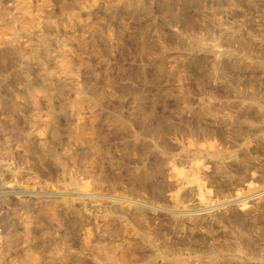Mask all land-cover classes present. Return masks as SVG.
<instances>
[{
  "label": "rangeland",
  "instance_id": "rangeland-1",
  "mask_svg": "<svg viewBox=\"0 0 264 264\" xmlns=\"http://www.w3.org/2000/svg\"><path fill=\"white\" fill-rule=\"evenodd\" d=\"M124 1L0 0V264H264V0Z\"/></svg>",
  "mask_w": 264,
  "mask_h": 264
},
{
  "label": "bare ground",
  "instance_id": "bare-ground-1",
  "mask_svg": "<svg viewBox=\"0 0 264 264\" xmlns=\"http://www.w3.org/2000/svg\"><path fill=\"white\" fill-rule=\"evenodd\" d=\"M139 1L140 0H125L124 1V7H126V8H128V9H136V7L138 6V3H139ZM93 8H95V6H93ZM202 46V45H201ZM214 47V46H213ZM203 48V47H202ZM198 49V48H197ZM217 55H219V54H217ZM216 55V56H217ZM217 59V58H216ZM215 59V61H213L212 63L214 64V65H217V63H218V60H216ZM218 66V65H217ZM216 66V67H217ZM212 68H213V66H212ZM217 72V71H216ZM245 93V92H244ZM235 95V94H234ZM255 95V94H254ZM252 96V95H251ZM250 96V98H252ZM243 98V97H242ZM240 99V98H239ZM253 99V98H252ZM261 99V98H260ZM84 100V99H83ZM85 100H87V99H85ZM1 102V101H0ZM257 104V103H256ZM239 105V104H238ZM205 107V106H204ZM207 107H209L208 105L206 106V109H207ZM244 107V106H243ZM258 108V107H257ZM250 109V108H249ZM255 109V108H254ZM206 111V110H205ZM260 111V110H259ZM213 116V115H212ZM264 116V115H263ZM208 117V116H207ZM216 118V117H215ZM214 118V119H215ZM221 119H223V118H220V120ZM217 121H218V119H216ZM224 121V120H223ZM225 121H226V123H231V120L230 119H225ZM224 121V122H225ZM219 127V126H218ZM228 127V126H227ZM230 127V126H229ZM8 170H10V167L9 168H7ZM33 193V192H32ZM38 193V192H37ZM7 194H11V192H7ZM53 205H54V203H52ZM52 206V205H51ZM56 208L53 206V207H48V209L47 210H45V208L43 209V210H45L43 213H44V215H46V216H49V217H55V216H57L56 214V210H55ZM257 252V251H256ZM255 253V252H254ZM260 254H261V252H260ZM257 255H258V253H257ZM263 255V254H262ZM259 256V255H258ZM262 257V256H261ZM199 262V261H198Z\"/></svg>",
  "mask_w": 264,
  "mask_h": 264
}]
</instances>
